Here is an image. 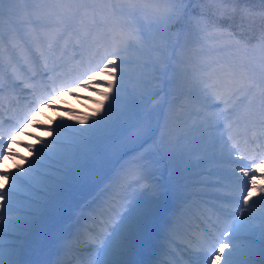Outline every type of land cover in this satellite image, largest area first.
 <instances>
[{
	"label": "snow or ice",
	"instance_id": "snow-or-ice-1",
	"mask_svg": "<svg viewBox=\"0 0 264 264\" xmlns=\"http://www.w3.org/2000/svg\"><path fill=\"white\" fill-rule=\"evenodd\" d=\"M197 2L198 0H160L149 17L151 22L147 32L140 28L133 29L125 19L127 16H135L138 10L139 6L134 0L126 7L106 5L102 11L107 15L102 21V29L97 32H93L96 25L95 9H91L92 20L89 23L90 11L87 5H50L41 3L40 0H31V3L25 5L20 23L27 32L21 35L19 29H13L7 43L12 52L20 50V41L29 52H34L31 64L35 67L30 68V71L55 73L60 67L57 61L63 55L61 53L56 56L60 41H65L66 48L67 42L75 39L77 42H90L103 48L100 61L90 71L96 74L98 68L100 72L111 76L112 80L104 82L107 92L102 95L109 101L107 107L97 108L98 118L94 115L80 120V124H87V127L57 124L56 139L44 143L38 138L37 142L43 143L39 149L35 145L19 141L30 151L36 149L35 159L28 163L27 168L17 164V170L13 172L8 169L5 157L28 161V157H21L14 150L13 142L19 140L20 133L25 131L28 122L32 121L46 101L49 106H53L50 96L59 94L60 90L53 88L51 93L35 100L31 110L7 133L0 130V177L10 181V187L0 186V264H29L24 256L29 247L37 243L35 237L40 235L38 225L42 222L52 194L63 191L87 160L98 154L107 142L128 130L138 102L156 94L147 93V89L169 71L173 74L171 83L175 84L176 77L183 75L182 83L189 86L188 94L193 97L192 110L188 113L191 122H186V126L174 136L162 134L159 142L149 144L155 134L154 130L129 138L124 155L135 154L131 163L134 165L133 174L139 177L135 181L138 187L123 198L128 201L126 204L115 200L107 204L104 219L100 221L101 230L90 235L96 257L92 264H172L168 259L144 261L135 257L141 250L155 247L151 244L150 226L156 220L163 221L165 239L171 245L180 247L172 239L178 234L176 222L164 220V216L174 199L187 202L185 190L193 185L189 183L191 174L188 169L191 165L185 160V156L191 154L192 144L205 152H211L207 159L196 164L207 167L195 174L200 177L195 186L199 188L201 203L213 208L214 214L219 213L217 222L226 227H220L216 233L211 228H205L195 235L184 233L187 243L183 250L188 254L189 264H254L251 257L257 245L264 255V208H256L257 204L264 205V197L256 201L251 196L252 188L256 186V173L253 171L250 178L244 180L243 177H249L250 166L239 167L240 177H236L235 170L212 167L216 162L217 150L222 162L236 163L231 158L232 153L241 151V137H244V143L248 142L249 128L259 124L261 134H264V74L257 78L252 72L238 73L232 66H221L194 76L181 67L184 61L179 57H175V66L171 63L175 50V45L170 40L173 29H176L177 34L186 31L192 34L195 28L204 33L201 39L209 41L216 38L213 33L222 34L215 21L209 23L201 14L195 13L194 9L190 10V5ZM18 3L19 0H0V27L6 13L9 19L16 14ZM233 3H239V0H233ZM260 3L264 5V0H260ZM221 15L228 16L231 24H238L243 30L257 15L264 20V8L257 11L250 7H233L230 12L222 10ZM227 37L238 48L253 52L258 50L259 56L255 59L259 60L261 69L264 70V28L254 41L245 39L242 31H229ZM14 40L17 42L14 43ZM5 51V40L0 32V66L3 64ZM9 66L13 68V74H16L15 66L11 63ZM30 79H34V76ZM49 79L52 77L49 76ZM91 79L89 76L88 80ZM126 81L133 85L130 91L125 88ZM25 87L32 85L25 82ZM193 87L198 89V95L191 92ZM126 91H129L128 97L123 95ZM257 94L261 98L258 109L243 106L245 99L251 105V97ZM209 96L220 102L215 105L219 107V112L207 111L213 106L207 103ZM242 106L243 111L240 110ZM35 126L45 127L41 124ZM253 164L259 171V165L255 161ZM165 173H168L167 181L163 179ZM221 179L240 184V195H222L220 189L227 185L222 184ZM145 198L149 202L147 207L144 204ZM213 201H227L229 204L234 202L235 207L218 206ZM236 209H239V215ZM200 211L203 214L204 210ZM13 212L18 215L11 216ZM208 219L211 223V217ZM218 223L212 224V227H218ZM6 228L13 229L11 234L15 236V241L10 240L7 248L3 241ZM165 255L174 256V253L169 248L165 249ZM55 264L71 262L58 259Z\"/></svg>",
	"mask_w": 264,
	"mask_h": 264
},
{
	"label": "rangeland",
	"instance_id": "rangeland-1",
	"mask_svg": "<svg viewBox=\"0 0 264 264\" xmlns=\"http://www.w3.org/2000/svg\"><path fill=\"white\" fill-rule=\"evenodd\" d=\"M233 1V0H231ZM41 3L44 4H83L87 5L90 11L89 14V23L92 20L91 9H95V20L96 25L93 27V32H97L102 29V21L104 17L107 15L106 12L102 11V9L106 5H119V6H127L132 0H40ZM134 2L139 6L138 10L136 11L135 16H127L125 19L131 25L133 29L140 28L144 31H148L149 23L151 22L149 17L153 14L154 7L160 3V0H134ZM260 3V1L258 0ZM31 3V0H19L18 3V11L16 14L9 19L7 13L5 14V18L2 23V27H0V32H2L5 42L7 43L10 37V32L13 29H19L21 35H25L27 30L22 26L20 23L22 19V9L25 7L26 4ZM195 4V5H194ZM194 5V6H193ZM197 3H193L190 5V10H193L197 14H202L201 11L203 9H207L204 7L203 3L199 4L200 9L196 6ZM199 11H198V10ZM221 29V28H220ZM221 33H213V36L216 37L215 39L209 41L201 39V36L204 33L199 32L197 29H193V33L189 34L187 32L186 39L181 41L179 44L178 49L174 50L172 53L174 59L172 60V64L176 65L175 57H179L181 60L184 61V64L181 65L182 68L187 69L192 75L199 76L202 75L206 71H210L212 68H219L221 66H232L238 73L241 72H252L256 75L257 78H260L262 74H264V70L261 69L260 63L258 59L255 57L259 56L258 50L253 52L250 49H241L238 48L231 40L228 39L227 34H224V30ZM74 39H71L67 42L70 43ZM171 43L177 45L178 34L176 29L172 30V34L170 36ZM14 43L17 42L16 40L13 41ZM20 41L19 43H21ZM8 44V43H7ZM22 44V45H21ZM20 44V50L18 52L10 51L11 46H5L6 51L4 55V61L0 69H6V73L10 75V79H13V68L9 66L11 63L15 66V62L13 59L19 60V63L22 64L24 61V57L27 56L29 58V62L31 63L32 53L29 52L27 48L24 46L23 43ZM65 43H61L60 41V51L59 56L63 53V57H65V50H64ZM69 45V44H68ZM67 45V46H68ZM23 46L26 48L27 52L24 55H18L19 52L23 51ZM59 46V47H60ZM92 45L90 42L86 43L81 41L79 46L76 50L78 53L81 54V50L83 53L87 54V61L85 66L86 76L82 77L77 84L79 86L76 89H59V94L50 96L52 100V105L49 106L47 101L44 104L43 108H40L39 112L36 113L35 117L32 119L31 122H28V127L25 129L24 132L20 133L19 140L14 141L12 147L16 152L20 154L21 157H28V161L26 162L24 159L20 158H8L5 157V163L7 164L8 169H11L15 172L16 165L20 164L23 165L25 168L28 167V163L35 159V151L43 146V143H38L37 140L39 138L40 141L46 143L48 141L56 139V131H57V124L63 123L67 126L73 127H87V124L81 125L80 120L84 119L85 117H92L96 116L98 118V114L96 113L97 108L103 107L106 108L107 104L109 103L108 100H105L102 93L107 92V87L105 86V81L112 80V77L107 75L106 73L100 72L98 68H96V74H93L90 69L96 67V64L100 61L101 56L103 53L102 47L99 45ZM8 47V49H7ZM11 57V60H10ZM172 72L169 71L166 75L161 76L159 82H154L153 86L147 89V93H156L155 95H150L149 98L143 101H139L138 105L135 107V115L129 122L128 130L118 138L112 139L107 142L102 150L92 156L89 160L84 163L83 168H81L72 178L69 183L64 187V190L61 192L53 193L51 199L47 205V208L44 210L42 222L38 225V231L40 233L39 237H35L37 243L32 244V246L40 247L39 250L44 252V236L46 233H55V239L57 243L53 242V249H57L60 245V241L64 239L67 235H71L74 230L82 229L85 226L80 224V222L85 218V216H92L93 219L86 220L87 229L86 232L89 235L93 234L94 227L101 226L100 221L104 218V214L101 216L97 210L92 211L93 207H96V200H91V196L95 195L99 188L103 187L104 184H108L109 182L114 181L115 187L117 188V195H120L118 201L122 204H126L128 201L123 199L125 196L131 194L133 189L137 188L135 181L139 179L138 176L133 174L132 169L134 165L131 163L134 153H128V155H124L127 151L124 150L118 160L114 161L113 159H109L110 156L107 154L105 157L104 154L111 151L114 146L115 142H118V139L124 135L137 133L140 125L144 128L143 131L150 130L155 132L152 136V139L149 141V144L155 142H159L161 135H175L181 131L182 128L186 126V122L190 123L191 120L188 117V113L192 110V96L189 93V86L182 83L183 75L176 77V83H171ZM91 76V81L88 80V77ZM2 83V90H0V113L2 105L8 106V102L10 98L8 96V92L4 89L3 82ZM0 83V85H1ZM73 86V85H71ZM133 85L130 81L125 82V88L129 91L132 89ZM71 90V92H69ZM64 91V92H62ZM129 91L123 93L125 97L129 96ZM191 92L193 95H198V89L192 88ZM65 93V94H63ZM29 94V93H28ZM63 94V95H62ZM30 95V94H29ZM62 95V96H61ZM18 95H16L17 97ZM31 96V95H30ZM61 100L63 103L59 102L57 104L55 101H60L59 98L63 97ZM254 104L256 107L260 106L261 98L259 95H255L253 97ZM207 103L213 105L209 109H207L210 113L219 112L218 105L220 102L218 100H214L209 96ZM223 105H220L222 107ZM3 116H0V130L4 128L1 123V119ZM91 123V120L88 121ZM41 124L45 127L37 128L35 125ZM64 135H69V133H63ZM129 138L127 139V141ZM19 141H25L27 144H32L36 146V149L30 151L27 147H24ZM127 147V142H124ZM117 149L115 146L114 150ZM191 154L185 156V160L191 165L188 169V173L196 174L204 171L207 165L196 166L199 160H203L200 156L199 152L203 150L202 148L198 147L196 144L191 145ZM220 154V153H217ZM239 154V153H238ZM113 155V154H112ZM211 154L208 155V157ZM217 156V155H216ZM208 157H205L207 159ZM243 157V159H241ZM246 159V156L241 153L239 155L240 160ZM109 159V161H107ZM99 167V168H98ZM212 167L217 168V165L214 163ZM232 170L239 171V165L231 166ZM242 167V166H241ZM112 170L109 172V170ZM261 170H264L262 167ZM109 172V175L105 176L100 184L98 183L94 185L99 179L100 176ZM187 174V173H186ZM191 175V179L189 181L192 184V187H189L185 190V196L189 197L190 191L195 190V197L194 199L197 200L199 197L197 195V191L199 192V188L195 187L196 180L200 179L198 176ZM236 175V174H235ZM241 175H236V177H240ZM262 177V174L258 171L256 173V178ZM102 178V177H101ZM156 178H159L157 176ZM163 179L167 181L168 173H165ZM231 183L237 187V193H239L240 184H236L232 180ZM141 183H144L141 181ZM225 184L226 182H221ZM8 185L10 187V181L5 180L3 177H0V186ZM109 185V184H108ZM106 188L109 189L108 186ZM131 185V187H129ZM248 187H252L248 185ZM105 188V189H106ZM264 187L260 188L257 185L252 188L251 196L253 200L258 201L257 199H261L264 197V191H261ZM7 189L5 188V191ZM107 190V189H106ZM105 190V191H106ZM197 190V191H196ZM222 195L226 197H235L234 194H230L226 191H222L220 189ZM89 194L91 198H88ZM236 195V194H235ZM254 195H257V199L254 198ZM237 196V195H236ZM192 199V198H190ZM181 199H174L172 201V208L173 205H177V201ZM243 202V201H242ZM213 203L217 204L218 206L223 205L227 208H234V202L229 204L227 201H213ZM145 207L148 206L149 202L145 198L144 201ZM241 204V203H240ZM242 205V204H241ZM198 202L195 201V208L197 209ZM260 204L256 205V208L259 209ZM207 209L205 213L207 215L210 214L211 207H204ZM237 215H239V209H236ZM172 212V210H170ZM191 213V211H188ZM199 212V211H198ZM171 213L164 218V220H172ZM11 216H16L18 213L13 212L10 214ZM199 215V213H197ZM217 213L214 214L213 212V223H216ZM7 218V215H6ZM216 218V219H215ZM186 220V217H183V221ZM176 228L178 227L179 222L175 221ZM153 224V225H152ZM162 224L163 221L156 220L151 223L150 230H151V244L155 247H148V249L141 250L140 254L135 257L137 260H144V261H152L155 257H151V253H155L157 243L161 245L167 246V249L170 248V243L162 236ZM181 224V223H180ZM221 226H225L223 223H219ZM210 227V226H209ZM14 232L13 229L6 228L5 235L3 237V241L7 248L8 242L10 240L15 241V236L11 233ZM225 239H227L225 237ZM186 244V243H185ZM51 247V246H49ZM139 247V244H138ZM90 254L92 255V259L90 264L95 260V249L94 245L91 243L90 248H88ZM155 250V251H154ZM175 250L172 249L174 253ZM186 253V252H185ZM164 254V253H163ZM179 256L181 254L177 253ZM188 254L186 253V256ZM31 249L27 251L24 259L29 262V264H42L38 260L40 259L41 255L38 252L35 256L31 257ZM35 258V259H34ZM182 258H186L182 254ZM182 258L178 260V262L182 261ZM252 260L254 264H264V255L261 254L259 251V246H256V250L252 255ZM164 259H168L171 261V255H164ZM174 264H178L174 261Z\"/></svg>",
	"mask_w": 264,
	"mask_h": 264
},
{
	"label": "bare ground",
	"instance_id": "bare-ground-1",
	"mask_svg": "<svg viewBox=\"0 0 264 264\" xmlns=\"http://www.w3.org/2000/svg\"><path fill=\"white\" fill-rule=\"evenodd\" d=\"M79 44V42H74L73 44H72V46L71 47H76V45H78ZM94 48V46L92 47V49ZM101 52L103 53V50H101ZM81 53H82V50H81ZM79 57H82V55H79ZM15 61H17L16 59H15ZM23 69L24 70H26V68H24L23 67ZM30 74V76L32 75V73H29ZM45 74V73H44ZM42 75V74H41ZM31 77H33V76H31ZM15 87H20V81L18 80V79H16V80H14L13 82H11V88L10 89H12V91L15 89ZM21 88V87H20ZM63 94H65V93H63ZM62 94V95H63ZM61 95V96H62ZM64 98V96L63 97H60L59 98V100L60 101H55L57 104H59V102H61V103H63L61 100ZM243 106H245V102H243ZM243 106L241 107V111H243ZM251 109H252V106H249ZM258 132H260V126H259V128L257 129V130H253V131H249V132H247V138H248V142L247 143H244V137H242L241 138V144H240V148H241V151L243 152V151H246L247 153H250V152H253L254 151V149L252 148V145L250 144V137H248V135H252V140H253V142L255 141V142H258L259 144H260V142H261V140L263 139V137H262V135H259L258 134ZM262 148H256V150L257 151H260ZM217 153H219V151L217 150L216 151V162H214V164L215 165H217V167H218V169H224V170H232V167L231 166H235V165H239V164H242L241 166L242 167H249L250 166V168H249V177H243V179L244 180H247V179H249L250 178V176H251V173L254 171L255 173H257L258 171L256 170V167L254 166V164H253V162L255 161V164L256 165H259V172L262 174V177H260V178H256L255 179V185H257L258 187H260V188H262V187H264V170H261V168H260V166L262 165V167L264 168V159L261 161V163L259 164L257 161L258 160H260V159H254L253 161H247V162H242V161H240L238 158H239V154L237 153V152H233L232 153V160L233 161H236V163H226V162H222L221 161V154H217ZM209 154H211V152H205L204 151V149L203 150H201L200 152H199V158H200V156L203 158V160H204V158L205 157H208V155ZM257 154V153H256ZM226 155V154H225ZM262 156V154L260 153V154H258V157L260 158ZM199 161H202V160H199ZM258 163V164H257ZM246 165V166H245ZM241 166H239V167H241ZM238 167V168H239ZM235 174L236 175H241V173L239 172L238 173V171L237 170H235ZM233 181V180H232ZM221 182H226L225 184H227V188L225 189V188H223L225 191H227L228 193H230V194H232L233 193V191H235L236 189H237V187L236 186H234L232 183H231V181L229 180V179H221ZM234 182V181H233ZM236 183V182H235ZM236 184H238V183H236ZM223 189H221V190H223ZM238 190V189H237ZM254 198L255 199H257V195H254ZM97 198H95V197H93V200H96ZM258 201H259V199H257ZM260 208H264V205H260V207H259V209ZM106 209V208H105ZM184 210H185V208L184 207H181L179 210H177V213H179V215H185V213H186V211L184 212ZM169 211H170V208H169V210H168V212L165 214V216H164V218L165 217H167V215H168V213H169ZM183 212H184V214H183ZM82 223H83V221H82ZM153 225V224H152ZM190 226H191V228H195V226L191 223L190 224ZM190 227H186V229L185 228H183V226L182 225H180V227L179 228H177V232H178V234H177V236L175 235V237L177 238V237H179V236H182V235H184V233H193L194 232V230L193 229H191ZM193 230V231H192ZM46 238H47V244L48 245H52L53 246V242H56V240L55 239H53L54 237H55V233H53V232H49V233H46V236H45ZM179 239V238H178ZM175 241H176V244H178V245H180V246H183V243L182 242H180L179 240H177V239H175ZM69 244H67V246H68ZM161 246V245H160ZM167 247V246H166ZM162 251H163V253H164V251H165V249L163 248V246H162V249H161ZM155 256H156V254H155Z\"/></svg>",
	"mask_w": 264,
	"mask_h": 264
},
{
	"label": "trees",
	"instance_id": "trees-1",
	"mask_svg": "<svg viewBox=\"0 0 264 264\" xmlns=\"http://www.w3.org/2000/svg\"><path fill=\"white\" fill-rule=\"evenodd\" d=\"M202 1H208V0H202ZM243 4H245V7H250L255 10H259L261 8H264V5L258 2L256 0H242ZM243 4H238V5H231V6H226L222 8L221 3L218 2V0H210L207 2V6L213 8L215 10L214 18L218 22L222 23L224 26H229L231 25L230 28L233 29V31L236 32H243V35L245 38L248 40H254L260 33L261 29L264 28V20H262L259 15L255 16L253 18V22L246 24L243 30L240 29L238 24H231V21L228 16L221 15L222 10L227 9L229 12L232 10L233 7L240 9L244 8Z\"/></svg>",
	"mask_w": 264,
	"mask_h": 264
}]
</instances>
